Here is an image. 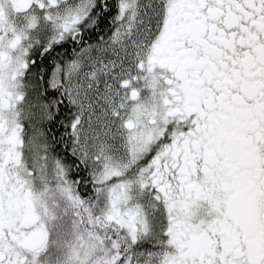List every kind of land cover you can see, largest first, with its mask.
<instances>
[{"label": "snow or ice", "instance_id": "obj_1", "mask_svg": "<svg viewBox=\"0 0 264 264\" xmlns=\"http://www.w3.org/2000/svg\"><path fill=\"white\" fill-rule=\"evenodd\" d=\"M0 264H264V0H0Z\"/></svg>", "mask_w": 264, "mask_h": 264}]
</instances>
